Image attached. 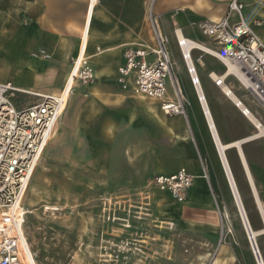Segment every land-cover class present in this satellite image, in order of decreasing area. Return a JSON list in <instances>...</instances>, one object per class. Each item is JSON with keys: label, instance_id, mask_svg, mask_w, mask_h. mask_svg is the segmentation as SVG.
Segmentation results:
<instances>
[{"label": "crops", "instance_id": "crops-1", "mask_svg": "<svg viewBox=\"0 0 264 264\" xmlns=\"http://www.w3.org/2000/svg\"><path fill=\"white\" fill-rule=\"evenodd\" d=\"M244 2V10L247 9L244 17L249 22L261 20L255 31L264 41V1ZM228 3L229 0L227 3L224 0H0V60L9 64L10 72L14 67L17 80L0 77V82L11 81L33 92L55 94L68 76L70 58L85 48L96 80L74 88L49 143L54 139L61 144V137L55 139L64 132L70 134L71 141L82 137L84 159L105 174L111 171L116 150L122 151V161L129 162L131 151H142L145 158H150L148 164L153 176L169 175L185 168L193 177L185 201L176 203L167 191L159 190L156 199L167 202L161 211L168 219L179 220L184 229L207 231L214 236L218 213L214 210L211 183L217 190L220 185V192L228 187L221 161L219 168L220 157L207 115L181 58L174 32L180 30L185 37L205 44L195 23L221 19L227 13ZM150 10L170 40L172 73L187 101V119L164 114L159 100L134 92L130 87L123 89L117 82L124 48L154 46L148 20ZM35 50H44L50 58L34 56ZM192 60L213 128L220 144H225V158L237 189L252 216L264 223V213L262 217L255 199L256 194L264 209V136L211 77V73L223 75L222 63L198 50H192ZM9 70L0 64V72ZM226 76L225 86L264 126V106L247 99L240 84L247 88L237 77ZM19 96L16 101L22 104L34 101L31 96ZM167 97H175L169 80ZM72 151H75L73 146ZM199 159L205 160L206 169ZM215 257L217 264H235L230 262L229 250L223 244L218 246L213 259L205 261L213 264Z\"/></svg>", "mask_w": 264, "mask_h": 264}, {"label": "rangeland", "instance_id": "rangeland-1", "mask_svg": "<svg viewBox=\"0 0 264 264\" xmlns=\"http://www.w3.org/2000/svg\"><path fill=\"white\" fill-rule=\"evenodd\" d=\"M197 30L200 39L211 44ZM167 46L170 50V40ZM0 64L9 70V64L1 60ZM13 68L0 72V77L14 78ZM240 90L250 102L260 104L241 84ZM59 137L61 144L48 142L26 194L31 213L25 231L36 264H201L213 259L220 244L227 246L230 262L256 264L228 185L220 192V185L217 190L211 183L218 213L214 236L184 229L179 220H170L161 211L167 202L156 199L159 190L150 185V158L142 151H131L129 162L122 161V151L116 150L111 171L105 174L84 159L82 137L71 141L67 132L55 140ZM263 213L264 209L262 217ZM263 228L262 223L255 230V239L264 261Z\"/></svg>", "mask_w": 264, "mask_h": 264}, {"label": "built area", "instance_id": "built-area-1", "mask_svg": "<svg viewBox=\"0 0 264 264\" xmlns=\"http://www.w3.org/2000/svg\"><path fill=\"white\" fill-rule=\"evenodd\" d=\"M244 7V0H229L224 17L218 20H200L195 26L211 42L205 43L214 53L211 56L224 66L225 61L237 65L256 83V89L261 94L246 88L264 106V41L255 31V27L261 25V20L249 22L244 17ZM148 20L154 46L124 48L117 82L123 89L130 87L134 92L159 100L164 114L179 115L187 119V101L172 73L173 61L167 46L168 38L151 10ZM174 34L181 58L206 114L205 99L192 60V50L195 48L191 46L184 50L187 45L185 41L190 39H179L176 30ZM83 43L81 39V44ZM84 49L70 58L68 76L55 94L33 92L16 86L11 81L0 82V264H33L25 263L22 253L28 244L25 223L31 213L25 204L26 194L32 175L74 88L77 85H90L96 80ZM33 55L43 59L50 58L44 50H35ZM168 80L173 85L174 99L167 97ZM215 83L219 85L218 81ZM19 95L31 96L34 101L22 104V101L15 100ZM200 164L204 168L201 159ZM204 176L206 177L205 170ZM192 181V175L182 167L173 174L154 175L150 185L160 191H167L176 203H183ZM31 258L37 261L33 251Z\"/></svg>", "mask_w": 264, "mask_h": 264}, {"label": "bare ground", "instance_id": "bare-ground-1", "mask_svg": "<svg viewBox=\"0 0 264 264\" xmlns=\"http://www.w3.org/2000/svg\"><path fill=\"white\" fill-rule=\"evenodd\" d=\"M177 36L179 39H185L187 37H185L182 32H180V30L177 31ZM189 40V38H188ZM187 43V45L184 47V50H188L191 46H194V50H198L200 52H203V53H206V54H214L212 52V50L210 48H208L204 43L202 42H199V41H196V40H192L190 39L189 41H185ZM225 66H226V69H225V72L223 73L222 76H217L216 74H212L211 73V77L215 80V81H218L219 83V86L222 87V90L224 91L225 95L228 96V98H230L235 104H237V106L239 108H241L240 110H242V112H244V114H246L259 128V134L260 135H263L264 136V126H260L254 118L252 116V114L248 111V109L241 103V99H238L236 98V96L232 93L231 89H229V87H226L224 84L225 82H223V78L224 76L226 75H229V74H232L234 75L235 77H237V79L247 88H249L252 92L253 90L254 91H257V93L261 94L260 90L259 89H256L257 85L255 82H253L250 77H248L237 65L231 63V62H228V61H225ZM227 77V76H226ZM204 104V103H203ZM205 105V104H204ZM206 109V115H207V119H208V124H209V127L211 128V133H212V136H213V139H214V142H215V146L217 147V150H218V153H219V161H221V164H222V167H223V172H224V175H225V179H226V182H227V185L229 187V190H230V193H231V196L234 200V204L240 214V217L242 218V220L244 221V224L247 228V231L249 232V235L253 237L254 239V242H255V245H256V248H257V251L259 253V256H260V259H261V262L262 264H264V261L262 259V256L260 254V251L258 249V246H257V243H256V235H257V232L252 228L250 222H249V219H248V216H247V213L245 211V208H244V205L242 203V200H241V196H240V193H239V190L237 189V186L234 182V179H233V176H232V173H231V170L228 166V163H227V158H225V153H224V146L220 144L219 140H218V137L216 135V132L213 128V123L211 121V116L209 115V112ZM247 117V118H248ZM246 141V140H244ZM243 142V141H242ZM239 143V142H237ZM240 144V143H239ZM238 144V145H239ZM240 146V145H239ZM242 157V155H241ZM247 175L249 176L248 172H247ZM253 183V182H252ZM252 185V184H251ZM253 188V187H252ZM255 189V188H254ZM254 191V190H253ZM255 194V192H254ZM255 199H256V202H257V205H258V208L260 210V212L262 213V206L259 202V200L257 199V196L255 194ZM139 208V207H138ZM55 209V208H54ZM226 212V211H225ZM226 214V213H225ZM246 220H247V223H248V226L250 228H248L247 226V223H246ZM27 239V238H26ZM27 243H28V240H27ZM251 249V247H250ZM252 251V249H251ZM23 253V256H24V262L25 263H29V262H32L33 264H36V261L33 260L31 257H32V251L30 249V246H29V243L27 244V247H25L24 249V252ZM252 254H253V251H252ZM253 257H254V254H253ZM218 258H215L214 261H213V264H217V261ZM254 260H255V263H256V259L254 257ZM257 264V263H256Z\"/></svg>", "mask_w": 264, "mask_h": 264}, {"label": "water", "instance_id": "water-1", "mask_svg": "<svg viewBox=\"0 0 264 264\" xmlns=\"http://www.w3.org/2000/svg\"><path fill=\"white\" fill-rule=\"evenodd\" d=\"M241 222H242L243 228L245 230L248 243H249V245H250V247H251V249L253 251L254 257L256 259V263L257 264H262L261 259H260V256H259V253L257 251L256 245H255V242H254V239H253L252 235L251 236L249 235V232L250 231L249 232L247 231V228H246V226H245L244 221L242 220V218H241ZM246 223H247V220H246ZM247 226H248V223H247ZM248 228H249V226H248ZM249 230H250V228H249ZM262 233H264V230L262 231Z\"/></svg>", "mask_w": 264, "mask_h": 264}, {"label": "trees", "instance_id": "trees-1", "mask_svg": "<svg viewBox=\"0 0 264 264\" xmlns=\"http://www.w3.org/2000/svg\"><path fill=\"white\" fill-rule=\"evenodd\" d=\"M221 66H222V68L220 69V71H221V73L222 72L224 73L225 72V66L223 64H221ZM243 204H244L245 210L247 211V216H248V219H249V222H250L252 228L254 230H260L262 228V222L260 221V218L259 217L256 218V217L252 216V214L249 212L247 205L245 204V201H243Z\"/></svg>", "mask_w": 264, "mask_h": 264}]
</instances>
